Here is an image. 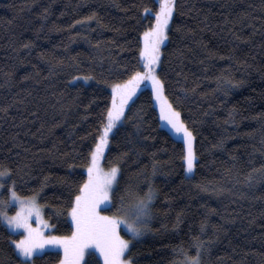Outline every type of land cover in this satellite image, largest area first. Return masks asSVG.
Here are the masks:
<instances>
[{
    "label": "trees",
    "instance_id": "1",
    "mask_svg": "<svg viewBox=\"0 0 264 264\" xmlns=\"http://www.w3.org/2000/svg\"><path fill=\"white\" fill-rule=\"evenodd\" d=\"M158 7L0 0V168L11 170L0 197L15 180L19 196L37 197L54 236L71 235L69 201L87 179L110 85L142 71L141 39ZM167 37L156 73L193 134V174L185 176L183 145L161 127L143 88L103 156V168L119 166L120 182L102 212L113 215L121 195L133 202L151 185V218L125 258L184 264L199 238L207 246L201 264H264V0H175ZM18 238L0 223L5 264H18L10 244ZM60 259L58 251L33 257Z\"/></svg>",
    "mask_w": 264,
    "mask_h": 264
},
{
    "label": "snow or ice",
    "instance_id": "2",
    "mask_svg": "<svg viewBox=\"0 0 264 264\" xmlns=\"http://www.w3.org/2000/svg\"><path fill=\"white\" fill-rule=\"evenodd\" d=\"M175 10V0H159L158 10L155 11V24L143 32L144 46L140 50L144 71H134L123 83L110 85L112 89L111 107L106 109V116L101 122L93 149H90V160L87 165V180L79 186L74 200L69 201L68 214L71 217L72 232L70 236H45L39 227H33L30 220L33 216L37 222L41 221V211L37 204V197L22 198L15 190V180L9 187V199L0 200V223L7 225L10 232L23 229L24 235L19 240H11L15 245L14 251L21 257L18 264H34V254L38 249H43L45 244L60 245L63 248L64 258L60 264H81L86 253L92 257L85 264H98L94 249L103 258V264H134L131 257L125 258L130 251L129 239H124L120 230L133 239L141 236L147 228L151 218L152 201L155 199V190L148 186L143 196L133 202L121 195L118 205H113L116 211L113 215H102L100 205L110 203L120 182L119 166H112L108 171H103L99 166V159L103 156L109 144L110 133L122 123L125 116V105L136 88L143 80H151L152 92L160 101L161 119L167 121L176 133H183L186 154L183 156L186 171L191 173L194 168L196 156L193 151V134L185 126L180 112L176 111L164 96V84L156 73L155 65L160 61V45L168 38L169 22ZM145 13L152 10L145 8ZM93 16L84 19L91 20ZM78 23H80L78 21ZM28 47V45H25ZM85 79H89L85 77ZM225 83L232 85L231 80ZM155 171V169H154ZM11 178V170L0 168V188L5 186V179ZM206 190V189H205ZM130 191V190H129ZM15 202L18 210L15 215H9L7 208ZM203 231V225L201 226ZM196 255L186 257L184 264H201V258L207 250L205 242L197 238L195 243ZM0 264L5 261L0 260Z\"/></svg>",
    "mask_w": 264,
    "mask_h": 264
},
{
    "label": "rangeland",
    "instance_id": "3",
    "mask_svg": "<svg viewBox=\"0 0 264 264\" xmlns=\"http://www.w3.org/2000/svg\"><path fill=\"white\" fill-rule=\"evenodd\" d=\"M156 1L159 3V0H156ZM170 22H171V20H170ZM170 22H169V26H170ZM154 24H155V23H154ZM167 32H168V31H167ZM141 42H142V43H141V49H142L143 46H144L143 36H142ZM166 42H167V39H166V40L160 45V55H161V50H162V48L165 46ZM158 64H159V63H158ZM158 64L154 66V67H155V70L157 69ZM140 65H141L142 71H144V68H143V60H142L141 57H140ZM122 83H123V82H122ZM143 88H147L148 90H150V92H151V94H152V96H153L154 104H155V107H156L157 112H158V117H159V121H160V125H161V127H162L163 129H165V130H166V131H167V132H168V133H169V134H170L175 140H177V141H179V142L182 143V145H183V149H184V155H185V154H186V147H185V144H184V141H183V133H176V132L171 128V126L167 123V121H164V120L161 119V116H160V101H158V100L155 98V96H154V94H153V92H152V84H151V80H143V81L140 82L139 86H138V87L136 88V90H135V93L131 96V98L128 100L127 104L125 105V109H126L128 103L133 99V97L139 92V90H141V89H143ZM109 91H110V93H111V95H112V89H111V87L109 88ZM111 103H112V101H111ZM125 109H124V111H125ZM119 124H120V123H118V125H119ZM114 130H115V129H114ZM114 130H113V132H114ZM111 134H112V133H110V136H111ZM106 149H107V147L105 148V151H106ZM105 151H104V153H105ZM103 156H104V154H103ZM103 156L99 159L98 163H99L100 168H101L103 171L106 172V171H108L110 168H108V169L103 168V166H102ZM194 162H195V161H194ZM184 167H185V170H184V171H185V176H186L187 178H190V177L192 176V174H193V171H192L191 173H188V172L186 171V164H185V162H184ZM85 173H86L87 178H88L87 168H86V170H85ZM86 180H87V179H86ZM27 198H30V197H27ZM8 199H9V194H8V198H7V200H8ZM25 199H26V198H25ZM0 200H3V199H1V197H0ZM37 204H38V203H37ZM38 206H39L40 211H41V221L38 223L37 220H36V217L33 216V217L31 218V220H30V223H32L33 227H39L45 236L52 235V234H51V227L49 226L48 222H47V221L44 219V217H43V214H42V213H43V212H42V208H41V206H40L39 204H38ZM109 207H110V203H102V204L100 205V209H99V210L101 211V214H102V215H107L106 213H103L102 210L107 209V208H109ZM17 210H18V205H16L15 202L7 208L8 214H9L10 216H11V215H15V213H16ZM69 218H70V222H71V217H70V215H69ZM2 224H3V225L7 228V230L10 232V230H9L8 227H7V225L4 224V223H2ZM10 233L15 234V235H19L18 240L21 239L22 236L25 234L24 231H23V229H19V230H16L15 232H10ZM122 233H123L124 235H122ZM120 234H121V236H122L124 239H129L130 241H133V240H135V239L138 238V237H137V238L133 239L131 236L127 235V234H126V231L123 230V229L120 230ZM13 247H14V249H15V245H13ZM46 251H58V252L61 254V259H60V261H59L57 264H60V262H61V261L63 260V258H64V252H63V248H62V246H60V245H53V244H45L44 248H43V249H38V250L36 251V253L34 254V256L41 255V254H43V253L46 252ZM89 251L94 252V253L96 254V256L99 258L101 264H103V258L100 257V255H99L98 252H95L94 249H89ZM15 253H16V252H15ZM126 253H127V252H126ZM86 254H87V253H86ZM17 256H18V255H17ZM18 257H19V256H18ZM85 257H86V255H85ZM19 258L22 259L21 257H19ZM84 260H85V258H84ZM83 262H84V261H81V264H83Z\"/></svg>",
    "mask_w": 264,
    "mask_h": 264
}]
</instances>
